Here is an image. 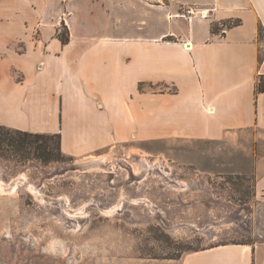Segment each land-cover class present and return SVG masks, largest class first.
Segmentation results:
<instances>
[{
	"label": "crops",
	"instance_id": "1",
	"mask_svg": "<svg viewBox=\"0 0 264 264\" xmlns=\"http://www.w3.org/2000/svg\"><path fill=\"white\" fill-rule=\"evenodd\" d=\"M50 5L54 27L24 54L9 48L28 41L26 21L36 17L0 16V53H6L0 56V126L60 134L63 153L81 161L106 157L125 143L221 141L251 128L264 133V91L257 92L264 81V0ZM187 9L209 17L192 23L176 17ZM235 22L213 33V27ZM62 24L66 45L57 37ZM257 170L264 181V152ZM181 264H264V242L193 251Z\"/></svg>",
	"mask_w": 264,
	"mask_h": 264
},
{
	"label": "rangeland",
	"instance_id": "2",
	"mask_svg": "<svg viewBox=\"0 0 264 264\" xmlns=\"http://www.w3.org/2000/svg\"><path fill=\"white\" fill-rule=\"evenodd\" d=\"M38 2L0 0V16L37 19L11 54L54 27L51 0ZM262 152L264 133L251 128L221 141L119 144L95 169L69 156L48 166L0 159V264H181L193 251L264 242Z\"/></svg>",
	"mask_w": 264,
	"mask_h": 264
},
{
	"label": "trees",
	"instance_id": "3",
	"mask_svg": "<svg viewBox=\"0 0 264 264\" xmlns=\"http://www.w3.org/2000/svg\"><path fill=\"white\" fill-rule=\"evenodd\" d=\"M240 22L230 23L229 29L238 26ZM218 27H213V33L219 32ZM260 29V38L263 36ZM63 45L69 43L70 38H63L59 34ZM264 91V81L261 80L257 92ZM61 147V135L36 134L18 130H12L0 126V159H14L18 164L36 162L42 166L60 162L65 158ZM71 158V157H70ZM73 159V158H72Z\"/></svg>",
	"mask_w": 264,
	"mask_h": 264
},
{
	"label": "built area",
	"instance_id": "4",
	"mask_svg": "<svg viewBox=\"0 0 264 264\" xmlns=\"http://www.w3.org/2000/svg\"><path fill=\"white\" fill-rule=\"evenodd\" d=\"M176 17L184 18L189 23H192L196 18L200 20L208 19V11H194L193 9H187L184 14L177 15ZM229 27V24H221L220 32L224 33Z\"/></svg>",
	"mask_w": 264,
	"mask_h": 264
},
{
	"label": "bare ground",
	"instance_id": "5",
	"mask_svg": "<svg viewBox=\"0 0 264 264\" xmlns=\"http://www.w3.org/2000/svg\"><path fill=\"white\" fill-rule=\"evenodd\" d=\"M110 159V158H109ZM106 157H101V158H93L91 160H89L90 162L86 163L84 166V168L89 167L88 169H95L100 165H105V163L109 160ZM109 168V167H108ZM14 185V184H13ZM0 191L1 192H7V189L3 188L2 182L0 181Z\"/></svg>",
	"mask_w": 264,
	"mask_h": 264
}]
</instances>
